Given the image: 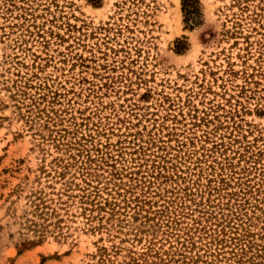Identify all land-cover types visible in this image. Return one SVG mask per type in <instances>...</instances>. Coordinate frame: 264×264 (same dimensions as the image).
Segmentation results:
<instances>
[{"label": "rangeland", "instance_id": "374dc122", "mask_svg": "<svg viewBox=\"0 0 264 264\" xmlns=\"http://www.w3.org/2000/svg\"><path fill=\"white\" fill-rule=\"evenodd\" d=\"M0 0V264H264V0Z\"/></svg>", "mask_w": 264, "mask_h": 264}, {"label": "trees", "instance_id": "16d2710c", "mask_svg": "<svg viewBox=\"0 0 264 264\" xmlns=\"http://www.w3.org/2000/svg\"><path fill=\"white\" fill-rule=\"evenodd\" d=\"M181 8L184 13V21L190 26L196 23V16L199 13L198 0H182Z\"/></svg>", "mask_w": 264, "mask_h": 264}]
</instances>
